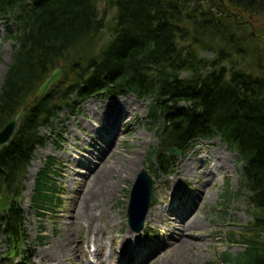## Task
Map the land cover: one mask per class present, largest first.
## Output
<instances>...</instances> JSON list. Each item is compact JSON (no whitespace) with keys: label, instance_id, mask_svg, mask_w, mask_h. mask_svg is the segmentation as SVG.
I'll return each mask as SVG.
<instances>
[{"label":"trees","instance_id":"16d2710c","mask_svg":"<svg viewBox=\"0 0 264 264\" xmlns=\"http://www.w3.org/2000/svg\"><path fill=\"white\" fill-rule=\"evenodd\" d=\"M102 1L112 13L107 21L100 16ZM261 15L264 0H0V16L15 28L0 88V131L54 69L62 70L0 149L4 255L26 254L20 194L34 147L43 141L39 130L50 127L60 110L74 112L90 96L132 94L149 101L157 171L170 163L171 148L182 149L195 138L219 136L238 154L251 221L238 234L229 233V242L241 251L208 264H264V28L254 26L251 36L246 24ZM48 172L40 173L30 199L40 220L43 212L61 206Z\"/></svg>","mask_w":264,"mask_h":264},{"label":"rangeland","instance_id":"374dc122","mask_svg":"<svg viewBox=\"0 0 264 264\" xmlns=\"http://www.w3.org/2000/svg\"><path fill=\"white\" fill-rule=\"evenodd\" d=\"M104 4L103 1L99 4V11L107 21L112 13ZM261 16L251 18L257 28H264V15ZM240 32L247 35L249 30L240 27ZM3 37L0 29V87L11 54V43L3 42ZM254 43L262 48L259 41ZM199 56L213 58L209 52H201ZM185 76L183 73L182 77ZM125 107L132 109L127 111ZM65 112L61 117L67 118ZM144 112L143 104L131 95L89 99L77 115L58 125L62 134L60 149L55 142H45L36 149L23 193L31 255L26 264H55L57 260L62 264H207L216 262L220 254L235 255L241 251L240 245L231 244L228 236L238 234L251 221L246 207L249 194L240 187L235 157L233 160L227 155L217 141L199 146L201 150L196 154L190 151L185 156L174 157L171 175L153 174L151 210L157 217L151 215L142 234L130 232L126 210L138 172L135 177L134 172L129 177L126 168L132 164L139 172L144 169L156 142L155 135L146 129ZM49 157L59 164L56 182L62 204L54 214L45 212L39 221L29 211V199L34 179ZM100 164L109 172L94 183L93 171ZM189 170L194 175L189 176ZM94 196L100 198H95L98 205L90 213L94 224L89 232L82 214H88ZM174 197H177L175 202ZM196 218L200 225L193 224ZM180 232L196 237L194 240L181 237L190 241L183 251L170 245ZM3 254L0 247V264H22L19 259L8 260Z\"/></svg>","mask_w":264,"mask_h":264},{"label":"water","instance_id":"95a60500","mask_svg":"<svg viewBox=\"0 0 264 264\" xmlns=\"http://www.w3.org/2000/svg\"><path fill=\"white\" fill-rule=\"evenodd\" d=\"M251 35H254V32H251ZM264 41V37H263ZM61 76V70L55 69L52 74L43 82V84L39 87L38 91L33 97V101L40 100L49 90V88L54 85ZM31 103L26 105V108H29ZM25 110H21L11 121L4 130L0 133V147L10 138L12 135L16 124L19 122ZM140 177V178H139ZM137 179L136 185L134 186V190L132 192V196H130V203L128 206V215L129 217H140L139 226L142 225L144 221V215H146L149 205H150V186L151 183L148 178L141 174ZM135 209V210H134Z\"/></svg>","mask_w":264,"mask_h":264},{"label":"bare ground","instance_id":"6f19581e","mask_svg":"<svg viewBox=\"0 0 264 264\" xmlns=\"http://www.w3.org/2000/svg\"><path fill=\"white\" fill-rule=\"evenodd\" d=\"M132 108H130V109H128L127 110V108L125 107V110H127V111H129V110H131ZM107 126H109V124L107 125ZM74 155H72V157H73ZM128 171H130V174H129V177H130V175L134 172V175H133V177H135V175H136V173L138 172V170L137 169H135L134 168V166H132V164H130L127 168H126ZM75 172H77V171H75ZM94 173H95V175H96V177L93 179V181H94V183H97V180H98V182H100V176L102 175V177H104L106 174H108V172L109 171H106L105 170V165L104 164H100L99 166L97 165L96 167H95V170L93 171ZM190 173H191V175H194V172H192V171H190L189 170V176H190ZM86 175H90V173L89 174H87L86 173ZM80 195H82V196H85L84 194H82V192L80 193ZM95 198H100V197H98V196H94L92 199H91V201H90V204H91V206L90 207H88V214H82V216H83V218L84 219H86V221H87V226H88V230H89V232H91L92 230H93V227H92V224H94V219L91 217V212L92 211H95L96 210V208H97V205H98V203H97V201H96V199ZM95 203H97L96 205H95ZM162 203V201H160V204ZM154 212H153V210L149 213V215H148V219L147 220H149V218H150V216L153 214ZM155 214V218L157 217V215H156V212L154 213ZM199 218H196L194 221H193V224L194 225H200V223H201V221L200 220H198ZM183 224L184 223H182L181 221L179 222V225L180 226H182V228H183ZM187 237V239H189V240H194L196 237L195 236H193V235H191V234H189V235H185L184 233H182V232H180V235H179V237H178V234H177V237H178V239H177V237L175 238V239H173L172 241H171V243H170V245H172V246H174V247H176L177 249H180L181 251H183V250H186L189 246H190V241L189 240H187V239H181V237ZM177 239V240H176ZM96 241V240H95ZM174 241V242H173ZM173 242V243H172ZM89 249V248H88ZM95 252H97V248H95ZM181 251H178L177 253L179 254V253H181ZM182 254H179V256H181ZM59 257H62L61 255L59 256ZM55 264H62L61 262H59V260H57L56 262H55Z\"/></svg>","mask_w":264,"mask_h":264}]
</instances>
